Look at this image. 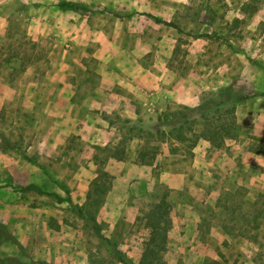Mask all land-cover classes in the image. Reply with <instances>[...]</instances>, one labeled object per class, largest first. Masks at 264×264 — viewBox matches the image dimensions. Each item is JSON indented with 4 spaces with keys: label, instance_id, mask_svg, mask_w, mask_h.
<instances>
[{
    "label": "rangeland",
    "instance_id": "1",
    "mask_svg": "<svg viewBox=\"0 0 264 264\" xmlns=\"http://www.w3.org/2000/svg\"><path fill=\"white\" fill-rule=\"evenodd\" d=\"M86 4L91 10L85 14L54 17L48 12L51 25L33 37L27 28L30 6L24 0H0V25L4 24L0 27V133L18 147L0 148V258H13V264H123L113 252L115 246L137 264L150 233L148 211L165 198L171 225L165 248L158 253L162 264H264V215L256 229L241 218L229 220L232 210L239 218L252 209L248 200L264 192L247 185L240 158H234L235 173L222 176L214 161L195 162L194 154L184 153L182 143L165 140L146 180L138 177L144 167L133 162L139 139L126 141L127 159L108 157L109 148L125 132L122 120L154 129L163 113L210 98L224 100L221 109L234 108L236 137L225 134L220 146L225 154L236 153L235 146L243 147L244 140L251 138L264 150V137L254 136L251 120L264 114V0H90ZM56 18L69 23L53 27ZM80 21L102 27L103 39L77 38ZM98 54L105 56L108 70L143 67L154 76L164 72L167 80L153 84L173 86L176 91L192 89V99L182 103L171 98L161 110L137 105L135 119L115 110L107 112L102 107L107 91L99 86L96 72ZM244 93L252 97L232 103ZM221 115L232 123L231 114ZM191 116L198 117L194 129L200 130L201 117ZM93 134L100 136L94 139L97 143L90 141ZM107 138L111 143L104 146ZM173 146L178 151L172 153ZM205 149L206 157H220L217 147L210 144ZM22 152L34 163L25 160ZM166 164L176 173L173 187L162 179ZM103 169L106 174L101 176ZM6 181L34 182L61 196L59 184H63L78 204H84L90 193L98 199L97 208L86 217L95 216L103 237L67 203L35 190L14 192L4 185ZM237 190L231 201L217 202ZM233 200L244 202L238 208Z\"/></svg>",
    "mask_w": 264,
    "mask_h": 264
},
{
    "label": "trees",
    "instance_id": "2",
    "mask_svg": "<svg viewBox=\"0 0 264 264\" xmlns=\"http://www.w3.org/2000/svg\"><path fill=\"white\" fill-rule=\"evenodd\" d=\"M57 6L60 9H69L79 13H86L91 10L90 7L85 3L71 0H61L58 2ZM154 19L156 22L174 26L170 21L161 20L158 18ZM254 62L258 64L255 60ZM250 97H252L251 94L244 93L239 97L234 98L232 103H239ZM224 103V100H215L214 98H210L194 107L185 106L171 112H165L162 115L158 116L157 125L154 126V129L147 128L145 126H135V121L131 122L130 120H122L124 125L122 126V128L125 129V132L121 139L118 140V142L112 148H109L110 154L108 157L120 161L127 159L125 149L126 141H129L133 137L141 141V143L138 144L136 155L133 159L134 163L140 165L153 166L156 155L159 153L160 142L165 140L182 143V150L190 157L193 155L192 149L201 138L209 141L211 146L218 148L223 144L225 134L229 135L232 133L231 138L236 137V133L232 132V128L236 127L237 125V122L233 116L234 108L233 106H228L224 109H221L220 107ZM223 111L232 115V123H230L227 118H222L221 112L223 113ZM192 113H196L197 116L201 117L202 122L200 123L202 124V127L198 131L194 129V125L198 123L199 120L198 117H192ZM140 121V119L137 120V122ZM146 138H149L150 140H147ZM110 143L108 142L104 146H108L110 145ZM0 148L2 150H18V147L14 144V142H12L9 138L2 135L1 133ZM94 148L100 149V146H94ZM170 151L174 153L175 151H178V147L173 146ZM21 155L25 160L34 163L33 159L28 156L26 152H22ZM96 157L97 156L95 154L94 158ZM107 158H105L103 162H105ZM105 174L106 172L103 169L101 172V176H104ZM4 185L10 187L14 192L21 193L35 190L40 194L53 196L58 202L67 203L74 214L82 219H88L91 222V227L95 230L96 234L100 237H103L101 234L100 224L97 223L95 216L91 214L89 215V217H86L87 213H91V210L93 208H97L98 199H92L93 196H91L90 193L87 194V199L84 204H78L73 201L68 188L63 184H59L60 188L64 191L63 196L57 194L54 191L46 190L34 182H29L27 184L21 185L6 181ZM239 191L237 190L236 192H234V194L227 193V197H224L223 199L218 198L217 202H221L222 200L224 201V203H227L231 201L234 195H238ZM255 198L256 200H248L249 206H251L252 209L249 207L247 210L242 212L239 218L233 215L235 210H232V215L229 217V220L235 222V220L241 218L242 220H244V223H251V228H259L261 225L259 220L264 215V192H259ZM242 202L244 201H232V203H235L238 208L240 207ZM224 203V208L228 210L229 208L227 207V204ZM167 206L168 205L166 199L163 198L158 203L153 205L151 207L152 209L148 211L146 225L150 228V233L149 237L145 241L141 260L137 264H162L159 261L158 253L160 250H164L165 248L164 245L167 237L166 230L169 225H171V222L168 218L169 208ZM113 252L119 259V261L123 264H134L125 256V254L120 249L116 248L115 246ZM12 261L13 258H9L8 256L0 258V264H13ZM18 264L24 263L18 262Z\"/></svg>",
    "mask_w": 264,
    "mask_h": 264
},
{
    "label": "crops",
    "instance_id": "3",
    "mask_svg": "<svg viewBox=\"0 0 264 264\" xmlns=\"http://www.w3.org/2000/svg\"><path fill=\"white\" fill-rule=\"evenodd\" d=\"M29 6L31 11V19L27 24L28 33L33 37H38L44 33L45 30L51 25L50 20L47 19V13L50 12L53 16L60 17V14L66 13H74L77 14L76 11L69 9H60L57 4L61 0H24ZM78 2L89 3L90 0H71ZM36 4V5H34ZM90 12V11H88ZM85 14V13H84ZM79 15V13H78ZM68 21L61 19H54L52 26H67ZM81 33L76 36L77 38L80 36L89 37L90 35H96L98 39H103L104 32L102 27L90 26L88 24H83V21L78 22ZM4 25L3 23L0 27ZM70 26L72 23L70 22ZM68 40L72 42V33L67 34ZM67 39V38H66ZM98 59V64L96 67V72L99 74V86L104 88L106 92V96L103 100L102 107L105 111L110 112L111 110H115L123 117H127L130 119H135L139 113L136 110L137 105L143 108L153 107L154 109L161 110L170 99H175L177 101H181L182 103H187L191 101V94L193 93L192 89L185 90H177L173 88H168L166 86H159L153 84L157 80L165 82L167 80L166 73H161L158 76H154V74H150L148 69L143 67H136L134 69H126L123 71L108 70L105 67V62L103 61L105 56L96 55ZM157 83V82H156ZM115 87V89H114ZM180 91V93H179ZM178 94L179 97H178ZM249 117V115H248ZM253 120V134L256 137H264V114L254 116ZM94 136V134H93ZM100 136H94V139H99ZM252 139H245L243 142V147L235 146L237 148L236 154L235 151L233 153L225 154V151L222 150L221 147L216 149V152L220 155V157H206V147H209V142L203 139H200L197 144L192 149L194 154L195 162H203V163H213L215 167H219L223 173L222 176L226 174L231 175L235 173L237 161L244 163L246 169V178L244 179L247 182V185L250 187H256L257 189L264 190V150H261L262 146H255L252 143ZM90 140V139H89ZM92 143H97L98 141H93ZM109 138L104 140V142H108ZM255 146V148H254ZM93 148V147H92ZM237 157V161L234 158ZM142 170L138 174V177L142 179H150L151 177V165H140ZM169 164L164 166L165 174L162 179L166 181V183L173 187L172 181L174 180L175 172L170 167ZM220 171V172H221ZM162 175V173H161ZM220 186V184H219ZM215 190V189H214ZM219 191V189H218Z\"/></svg>",
    "mask_w": 264,
    "mask_h": 264
}]
</instances>
